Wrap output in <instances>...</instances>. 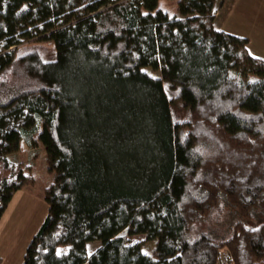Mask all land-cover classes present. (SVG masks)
Returning a JSON list of instances; mask_svg holds the SVG:
<instances>
[{
    "label": "trees",
    "instance_id": "16d2710c",
    "mask_svg": "<svg viewBox=\"0 0 264 264\" xmlns=\"http://www.w3.org/2000/svg\"><path fill=\"white\" fill-rule=\"evenodd\" d=\"M215 1L0 0V218L22 141L52 174L22 264H264V58Z\"/></svg>",
    "mask_w": 264,
    "mask_h": 264
},
{
    "label": "rangeland",
    "instance_id": "374dc122",
    "mask_svg": "<svg viewBox=\"0 0 264 264\" xmlns=\"http://www.w3.org/2000/svg\"><path fill=\"white\" fill-rule=\"evenodd\" d=\"M175 6V0H161L158 3V7L170 16L178 15ZM143 70L153 76L159 75V70L149 66L143 67ZM20 145L19 151L10 157L13 161L20 162L25 172H32L35 180L15 192L0 218V264L23 263L27 244L48 210V204L43 198V188L51 180L52 174L47 171L44 147L39 144L36 149H32L23 141ZM36 152L38 155L34 157ZM131 239L139 242L141 250L149 255L157 240L156 238L147 239L144 233L135 234ZM99 245V240L88 242V252H92Z\"/></svg>",
    "mask_w": 264,
    "mask_h": 264
},
{
    "label": "crops",
    "instance_id": "0c3cea01",
    "mask_svg": "<svg viewBox=\"0 0 264 264\" xmlns=\"http://www.w3.org/2000/svg\"><path fill=\"white\" fill-rule=\"evenodd\" d=\"M213 14L214 27L248 37L250 54L264 58V0H216Z\"/></svg>",
    "mask_w": 264,
    "mask_h": 264
}]
</instances>
